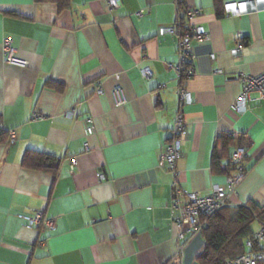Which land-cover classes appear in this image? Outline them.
Segmentation results:
<instances>
[{
	"label": "crops",
	"instance_id": "0c3cea01",
	"mask_svg": "<svg viewBox=\"0 0 264 264\" xmlns=\"http://www.w3.org/2000/svg\"><path fill=\"white\" fill-rule=\"evenodd\" d=\"M189 9L204 13L195 22L208 40L193 46L177 180L205 195L226 188L232 156L243 148L247 173L228 192V208L264 207V100L235 110L240 75L264 73L258 5L119 0L110 11L105 0H0V264H170L182 246L183 264H198L207 243L202 234L178 241L175 175L160 166L181 85L171 68L179 37L160 30L187 28ZM8 41L25 65L6 61ZM240 44L245 52L234 55ZM117 86L125 106L115 103ZM220 135L233 144L218 146ZM41 157L54 168L40 167ZM35 211L56 230L31 228L26 217Z\"/></svg>",
	"mask_w": 264,
	"mask_h": 264
},
{
	"label": "built area",
	"instance_id": "2783aa9c",
	"mask_svg": "<svg viewBox=\"0 0 264 264\" xmlns=\"http://www.w3.org/2000/svg\"><path fill=\"white\" fill-rule=\"evenodd\" d=\"M110 11L119 8V0H105ZM259 6L261 11H264V0H247ZM232 12L239 14L238 4L230 6ZM185 19L187 20V28L180 31L177 26L162 28L160 34H169L179 37L178 42V65H172L179 79L181 85L178 91V99L180 108L177 111L175 118V126L173 129V138L169 145L164 149L160 166L166 167L175 175L173 183L174 197L171 206V212L174 215L173 221L179 228L178 241L185 239L187 234L199 235L208 226L207 220L214 215L229 207L228 192H234L238 185L246 176L247 170L244 167V160L248 153L243 148H237L232 156V162L236 166L233 174L227 178L226 188L216 187L211 194L205 195L199 192L186 191L182 189L177 180L176 162L181 156L182 141L187 138L188 131L184 122V114L181 110L183 106L190 104V94L186 89L188 83L195 75L194 67V43H203L208 39L206 33L201 25L197 24L195 20L204 15L199 9H189L185 12ZM245 48L240 44L238 48L233 51L234 55L245 52ZM6 52V61L12 65H25L17 57L10 42L4 46ZM142 77L149 80L151 78V71L149 68L141 71ZM240 80L243 84V91L238 98L235 105V110L244 114L248 111V101L264 100V73L259 76H252L246 73L240 75ZM114 99L117 106H125L127 101L120 86L114 89ZM41 118L35 114L34 119ZM12 141H15L14 133H10ZM99 178L104 181L105 176L100 173ZM28 225L31 228H44L49 231L56 230V221L49 219L42 211L33 212L32 216L26 217ZM206 219V220H205ZM249 252L234 260H227L225 264H264V224H261V229L258 231L253 239L246 242ZM256 249V250H255ZM184 247H179L176 255L172 258L170 264H183Z\"/></svg>",
	"mask_w": 264,
	"mask_h": 264
},
{
	"label": "trees",
	"instance_id": "16d2710c",
	"mask_svg": "<svg viewBox=\"0 0 264 264\" xmlns=\"http://www.w3.org/2000/svg\"><path fill=\"white\" fill-rule=\"evenodd\" d=\"M182 12L185 14L184 11ZM185 28L183 22L180 31H184ZM1 138L2 134H0V141ZM232 139L220 135L218 146L228 148L233 144ZM38 162L40 167L43 165L45 168H54L53 159L41 157ZM214 163H218L216 155ZM231 167L232 171L236 170L234 163H231ZM255 221L264 224V207L246 205L226 208L208 219V226L201 233L207 245L205 251L197 258L198 264H225L226 260H234L246 254L248 251L245 240L253 237L252 225Z\"/></svg>",
	"mask_w": 264,
	"mask_h": 264
},
{
	"label": "rangeland",
	"instance_id": "374dc122",
	"mask_svg": "<svg viewBox=\"0 0 264 264\" xmlns=\"http://www.w3.org/2000/svg\"><path fill=\"white\" fill-rule=\"evenodd\" d=\"M255 224V229H258V231L261 229V226H260V224L258 223V222H255L254 223ZM254 226V225H253Z\"/></svg>",
	"mask_w": 264,
	"mask_h": 264
}]
</instances>
